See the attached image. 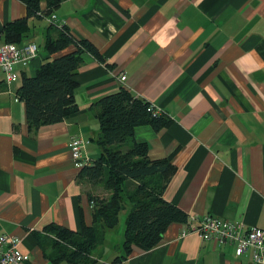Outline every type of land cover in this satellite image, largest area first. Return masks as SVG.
<instances>
[{"label":"crops","instance_id":"0c3cea01","mask_svg":"<svg viewBox=\"0 0 264 264\" xmlns=\"http://www.w3.org/2000/svg\"><path fill=\"white\" fill-rule=\"evenodd\" d=\"M26 13L21 1L0 0V42L4 25ZM52 13L104 62L82 54L77 112L36 133L16 90L47 56L42 45L58 27L47 16L30 18L22 43L35 42L37 56L16 67L15 81L0 72V234L19 238L24 264H66L45 255L53 251L47 225L78 234L92 225L90 183L78 178L68 144L81 137L90 163L100 155L95 102L120 87L170 118L159 130L135 126L134 138L148 144L150 159L171 158L175 172L163 197L188 218L169 224L153 248L132 246L119 262L124 228L120 235L105 229L94 264H257L251 249L240 254L234 243L203 240L189 226L211 215L264 229V0H62Z\"/></svg>","mask_w":264,"mask_h":264},{"label":"trees","instance_id":"16d2710c","mask_svg":"<svg viewBox=\"0 0 264 264\" xmlns=\"http://www.w3.org/2000/svg\"><path fill=\"white\" fill-rule=\"evenodd\" d=\"M26 6V17L7 22L1 32L2 42L23 44L29 33L30 18L49 16L62 0H19ZM41 2L45 6H41ZM52 27V24H49ZM69 45L72 52L52 57ZM47 56L33 76L22 75L16 90L17 98L25 103L30 133L40 126L54 124L77 112L74 99V75L81 66L82 54L87 52L98 61L104 57L85 39L75 38L62 25L56 37L47 35L42 45ZM95 105L100 134L97 144L100 155L83 166L78 178L92 185H101L102 194L88 193L92 205V225L83 226L82 233L51 223L44 231L53 237L52 262L94 264L92 254L101 244L105 229L118 225L119 213L127 209L122 254L113 262L125 259L132 246L149 250L162 239L172 222H186L187 214L163 197L175 172L171 158L150 159L148 144L134 138V127L150 124L155 130L168 126L171 120L163 113L154 114L150 103L133 95L125 87L99 98Z\"/></svg>","mask_w":264,"mask_h":264},{"label":"built area","instance_id":"2783aa9c","mask_svg":"<svg viewBox=\"0 0 264 264\" xmlns=\"http://www.w3.org/2000/svg\"><path fill=\"white\" fill-rule=\"evenodd\" d=\"M47 21L60 28L56 16L52 13L46 17ZM38 45L29 41L23 44L13 42H0V72L7 83L18 79L16 67L26 66L37 56ZM121 80L125 77L121 75ZM150 110L157 114L156 109L150 105ZM87 140L73 137L69 144L71 157L76 168L90 164L85 155ZM189 228L196 231L203 240H215L220 243H234L240 254L252 250V260L257 264H264V229L252 226L245 227L241 222L230 221L219 217L204 215L194 217ZM20 240L11 233L0 234V264H24L27 255L19 249Z\"/></svg>","mask_w":264,"mask_h":264},{"label":"rangeland","instance_id":"374dc122","mask_svg":"<svg viewBox=\"0 0 264 264\" xmlns=\"http://www.w3.org/2000/svg\"><path fill=\"white\" fill-rule=\"evenodd\" d=\"M85 188L88 189V191H91L95 194H102L103 193V189L101 185H92V184H85ZM127 213V209H124L120 212L119 214V223L118 225L114 228L115 229V234L118 233V235L122 234L123 232V228H124V219ZM120 232V233H119ZM116 237V236H115ZM118 238V237H117Z\"/></svg>","mask_w":264,"mask_h":264}]
</instances>
